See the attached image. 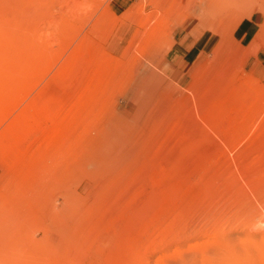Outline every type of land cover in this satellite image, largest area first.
Wrapping results in <instances>:
<instances>
[{
  "label": "rangeland",
  "instance_id": "rangeland-1",
  "mask_svg": "<svg viewBox=\"0 0 264 264\" xmlns=\"http://www.w3.org/2000/svg\"><path fill=\"white\" fill-rule=\"evenodd\" d=\"M230 1L0 0V264H264V0Z\"/></svg>",
  "mask_w": 264,
  "mask_h": 264
},
{
  "label": "bare ground",
  "instance_id": "bare-ground-1",
  "mask_svg": "<svg viewBox=\"0 0 264 264\" xmlns=\"http://www.w3.org/2000/svg\"><path fill=\"white\" fill-rule=\"evenodd\" d=\"M188 1L191 2L193 0H188ZM232 1H234V0H232ZM235 3H237V2H235ZM194 4H195V2H194ZM187 5H188V3H187ZM227 5L229 7V4L226 2V0H204V5H203V7H201V11L202 12L201 13H198V14L196 12L194 13V11L192 12L193 17L191 19H192L193 25H196L197 24V28L196 29L194 28L195 31L200 32L201 29H204V30H206V32H213V31L214 32L215 31L217 32L219 29H221L223 22L226 21V17L228 16V14L226 16V13L224 11V10H226L225 8L227 7ZM189 12H190V10H189ZM184 28L185 29H189V27L186 26V25H184ZM147 73L149 75L147 77L144 76L145 77L144 78L145 81H147V80L149 81V79L154 76V74L151 72V69H148L147 70ZM132 93H134V92H132ZM137 98H138V96H137Z\"/></svg>",
  "mask_w": 264,
  "mask_h": 264
},
{
  "label": "crops",
  "instance_id": "crops-1",
  "mask_svg": "<svg viewBox=\"0 0 264 264\" xmlns=\"http://www.w3.org/2000/svg\"><path fill=\"white\" fill-rule=\"evenodd\" d=\"M196 60H197V55H194L193 57H191V54L185 56L186 66L193 64L194 62H196Z\"/></svg>",
  "mask_w": 264,
  "mask_h": 264
}]
</instances>
